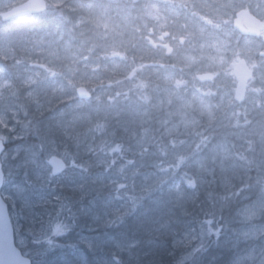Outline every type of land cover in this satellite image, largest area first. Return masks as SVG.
<instances>
[{
    "label": "rangeland",
    "instance_id": "rangeland-1",
    "mask_svg": "<svg viewBox=\"0 0 264 264\" xmlns=\"http://www.w3.org/2000/svg\"><path fill=\"white\" fill-rule=\"evenodd\" d=\"M24 1L0 0V13ZM45 1L41 16L0 19L1 196L15 243L29 257L41 252L42 264H138L159 236L133 241L119 229L143 200H170L174 174L186 171L184 187L205 178L222 189L240 184L243 144L264 173V33L250 40L232 29L238 4H254L250 13L264 20V0ZM142 3L150 11L139 12ZM187 4L188 21L175 11ZM34 22L37 32L27 33ZM141 32L151 46H137ZM238 62L256 71L243 104L233 99ZM52 121L61 143L43 135ZM51 157L65 164L57 177ZM61 194L81 197L72 212ZM234 199L232 210L206 208L181 230L174 221L158 232L188 248L189 264H264V175L254 196ZM55 250L60 257L48 255Z\"/></svg>",
    "mask_w": 264,
    "mask_h": 264
},
{
    "label": "trees",
    "instance_id": "trees-1",
    "mask_svg": "<svg viewBox=\"0 0 264 264\" xmlns=\"http://www.w3.org/2000/svg\"><path fill=\"white\" fill-rule=\"evenodd\" d=\"M149 5V4H148ZM152 5V4H151ZM154 8L157 9L158 5L153 4ZM150 6V5H149ZM130 8V10H134L137 11V4H132L128 6ZM138 8H139V12L143 13V11L148 10V6L146 4H138ZM141 9V11H140ZM129 11V10H128ZM138 14V12H134V14H129V15H133L134 17H136ZM144 14V13H143ZM72 15V14H71ZM41 16V15H39ZM37 17V16H34ZM33 18V17H29ZM37 22L32 23L30 26H26L25 31L27 33H32L34 34V32H37V26L36 24ZM145 30V29H144ZM150 30H146L147 33H150L151 31H153V29L151 28ZM144 36V33L141 32V34H136V38L140 37L142 38ZM154 36V35H152ZM143 42L142 39H140L138 41L137 46H144L145 48L148 46H151V42L150 41H146L145 43H140ZM148 61V60H147ZM156 97V96H155ZM138 95L133 93V96H131V102H133L134 105L137 104V100H138ZM155 99L152 98V101H154ZM77 102H79L78 100H76ZM138 105V104H137ZM151 107V106H149ZM146 108V107H145ZM50 118V117H49ZM52 120H54V118H50ZM52 124V125H51ZM50 125H48V133H43V135H47L48 139H52L56 142V143H61V139L58 140L57 135L55 132L60 133V129L57 127V125L55 124V121L51 123ZM68 131V130H67ZM67 131L61 133V137L63 138H67L70 139L67 134ZM52 137V138H51ZM44 138V137H43ZM83 161V160H82ZM151 161L153 160H148L146 162L143 163V168L146 169V167L150 164ZM84 162V161H83ZM160 165H170L171 162L169 163H161L159 162ZM141 171V170H140ZM182 172V170H180L177 174H174V177L170 178L169 180L173 179V182H167L171 188H170V194H171V199H173V195L176 193V191H181L183 193V191L185 190V192L183 193V199H181L179 202H175V201H171L168 200V198H166L168 201L164 202L163 200H161L160 202H158V200H155V197L153 198V200L151 202L147 201L146 199L142 201V205L139 204L136 208L137 210L135 211L134 214H128L126 217H124V221H123V227H121L119 229L120 233L123 234V232L126 233L127 237L130 238L133 241H141V239L144 237L146 239H154L157 237V235L159 236V242H160V246L155 248L153 250L152 247H148L144 252H146L147 257L146 258H134V260L132 262L138 263V264H174V263H185V264H189V256L187 253V249L188 248H181L179 249L176 248V244H174V240H173V236L170 235H166L163 236V234H160L158 232V230L160 228H163L165 226H169L170 223H173L174 221H176L177 223V229L181 230L182 228V224H184L185 222L191 221L193 220V218L191 216H198V218L202 219L203 217V211L206 208L212 209V212L214 213H218L219 211V206H221V210H223V208H227V209H231L233 208L234 205H236L235 203V197H237L241 192H243L244 188L247 187V185L245 186H240L242 183H230V186L228 189H222L221 187H217V182L208 180V178H205V180L202 182L201 181V185L198 184H192L190 187H184L185 182H182V178L179 177V174ZM182 176H187V173L185 171L184 175L183 173H181ZM175 179V180H174ZM177 179H180L179 181H177ZM195 186V187H192ZM221 188V189H220ZM167 189V188H166ZM241 189H243L241 191ZM240 192V193H237ZM101 192H104L103 190ZM164 190L160 191V193H163ZM167 192V190L165 191ZM165 194V193H164ZM153 195H155V193H153ZM62 199H63V203H67V201H70L73 204L71 205H67V207H65L66 209H68L70 212H72L74 210V207L76 205V203H79L78 198L81 197H75L74 198V202H73V198H69L66 197L67 194H61ZM239 197V196H238ZM237 202V201H236ZM222 203V205H221ZM174 207V208H173ZM226 209V210H227ZM65 211V210H64ZM218 211V212H217ZM224 211V210H223ZM133 212V211H132ZM227 213V212H225ZM188 214H190L191 216H189ZM68 216H65L64 219H66L67 221H65L66 224L72 223V221H74L73 219H67ZM181 223V225H180ZM175 224L171 225L174 227ZM169 228V227H168ZM168 230V229H166ZM165 230V231H166ZM150 234V236L148 237V235ZM157 239V238H156ZM148 241V242H149ZM81 248V247H80ZM83 249V248H81ZM179 249V250H178ZM57 250L54 251V253L48 252V255H54L57 257H60V252H56ZM173 253L175 254V261L173 260ZM47 253L43 252V255H45ZM25 255V254H24ZM41 255V252L39 253H35L33 254V256L28 258L31 260V264H42V262L39 263L40 259L37 257ZM88 255V253H87ZM68 258V257H67ZM89 258V257H88ZM185 260V261H182ZM136 260V261H135ZM179 261V262H178ZM150 262V263H149ZM187 262V263H186ZM44 263V261H43ZM192 263V262H190ZM71 264V263H70Z\"/></svg>",
    "mask_w": 264,
    "mask_h": 264
},
{
    "label": "water",
    "instance_id": "water-1",
    "mask_svg": "<svg viewBox=\"0 0 264 264\" xmlns=\"http://www.w3.org/2000/svg\"><path fill=\"white\" fill-rule=\"evenodd\" d=\"M46 8L44 0H27L26 2L12 7L11 9L0 14V19L5 22L11 19L42 13ZM234 28L243 35H258L262 29V23L254 17H250L247 12L237 14L234 21ZM238 79L241 86L238 87L236 92V99L240 100L245 91V83L251 78V72L245 64L237 66ZM207 77L204 76L203 80ZM77 95L85 98V90L78 89ZM4 151V143L0 139V158ZM54 176L59 175L64 171V162L56 157H52L46 161ZM4 175L2 171V164L0 160V264H31L30 260L24 257L20 250L16 247L14 241V230L11 225L8 208L5 201L1 197V188L3 185Z\"/></svg>",
    "mask_w": 264,
    "mask_h": 264
},
{
    "label": "flooded vegetation",
    "instance_id": "flooded-vegetation-1",
    "mask_svg": "<svg viewBox=\"0 0 264 264\" xmlns=\"http://www.w3.org/2000/svg\"><path fill=\"white\" fill-rule=\"evenodd\" d=\"M249 1V0H248ZM238 5H240V7L238 8V11L234 14V16H233V18H232V29L234 30V32L238 35V36H240V37H242V38H247V39H250V40H256V39H258L263 33H264V20H262V19H260V18H258V17H256V16H254V15H252L251 13H250V10L254 7V4H238ZM158 6H159V8H160V11L162 12V7L158 4ZM176 6H173L172 7V9L173 8H175ZM190 7H192V4H187V7L186 8H179V7H177V9L175 10L176 12H178L179 13V15H180V18H183L184 16H185V20H191V18L192 17H190L191 16V14H192V12L191 11H193V10H191L190 9ZM187 9V10H186ZM183 10H185V11H183ZM241 12H247V14L250 16V17H254V18H256L258 21H260L261 23H262V29L259 31V33H258V35H256V36H251V35H242L238 30H235L234 29V21H235V19H236V16H237V14H239V13H241ZM168 13V12H167ZM190 17V18H189ZM196 22V21H195ZM167 51H168V53L170 52V50L167 48ZM261 52H263L264 53V44L262 43V47H261V50H260ZM259 57H260V55H259ZM242 63H244V62H238L237 64H236V66H235V68H234V74H235V84H236V86H235V89H234V94H233V99H234V101L237 103V104H243V101H244V99H245V97H246V95H248V90H249V86H250V84L252 83V81L254 80V76H255V73H256V71L253 69H251L246 63V65H247V67H248V69L251 71V78L248 80V81H246V83H245V91H244V94L242 95V98L240 99V100H237L236 99V92H237V89H238V87L239 86H241V82L239 81V79H238V75H237V66L238 65H240V64H242ZM207 76V75H206ZM203 77L204 76H202L201 77V80L202 81H207V80H209V78H208V76H207V79L206 80H203ZM160 88V87H159ZM161 90H164V89H162V88H160ZM263 92H264V90H263ZM141 95V94H140ZM263 95H264V93H263ZM253 96H255V95H253ZM255 97H257V96H255ZM258 99H260V100H263V98H262V94L260 93V98H258ZM154 117V116H153ZM155 121V120H154ZM242 129V127H240L239 129H230V130H228V131H239V130H241ZM241 145H242V143H241ZM245 146H244V144L242 145V149H245L246 151H247V156H246V159L248 160V161H245L244 160V157H243V164L245 165V168L247 169V176H246V178L245 179H243L242 180V184L240 185V186H245V185H247L248 184V189L249 190H243V189H241V191L243 190V192H241V193H243V194H246V191H247V194H252L253 196L255 195V193H256V181H258V180H260V178H262V176L264 175V173H261L260 172V170H258V167H254V166H252L251 165V162H255V163H257V162H259V160H258V158L256 159V158H252L249 154H252L253 152H251V150L249 151L248 149H246V148H244ZM249 156V157H248ZM255 159V160H254ZM168 160H170V159H168ZM209 180H211V179H209ZM239 196V195H238Z\"/></svg>",
    "mask_w": 264,
    "mask_h": 264
}]
</instances>
